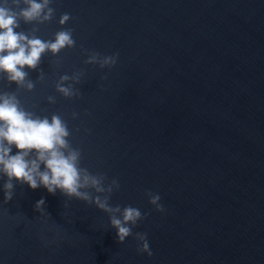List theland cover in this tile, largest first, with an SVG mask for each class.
I'll list each match as a JSON object with an SVG mask.
<instances>
[{
  "label": "water",
  "instance_id": "water-1",
  "mask_svg": "<svg viewBox=\"0 0 264 264\" xmlns=\"http://www.w3.org/2000/svg\"><path fill=\"white\" fill-rule=\"evenodd\" d=\"M51 6L54 18L36 35L72 29L75 47L25 68L33 91L0 76V92H16L38 116L60 115L80 166L118 180L110 204L149 215L121 244L94 205L26 184L5 203L0 178V264H264V0ZM64 13L72 18L61 26ZM91 51L118 53L117 64H85ZM76 71L81 96L66 99L55 84ZM148 191L166 212L155 211ZM41 198L51 219L35 210ZM136 232L147 233L151 257L137 252Z\"/></svg>",
  "mask_w": 264,
  "mask_h": 264
},
{
  "label": "clouds",
  "instance_id": "clouds-1",
  "mask_svg": "<svg viewBox=\"0 0 264 264\" xmlns=\"http://www.w3.org/2000/svg\"><path fill=\"white\" fill-rule=\"evenodd\" d=\"M52 4L53 0H0V76L6 78L9 85L14 83L17 90L31 92L35 88V82L25 68L37 70L46 54L56 57L61 51L75 47L72 29L56 32L52 40H42L36 35L39 25L54 18ZM71 18L69 13H64L59 24L63 26ZM21 22L34 25L30 33L16 31ZM86 54L85 64L98 65L101 69L113 68L119 56L118 53L102 56L96 51ZM82 76L80 71L61 76L55 84V91L66 99L79 98L81 93L75 85L80 84ZM43 80L41 70L37 81ZM47 102L55 104V97L48 96ZM78 115L73 112L72 118L77 119ZM70 135L67 122L60 115L53 114L51 119L38 116L22 106L16 92H0V178L6 177L2 186L4 202L13 199L16 184H26L32 190L43 187L52 195L60 191L69 200L74 198L88 206L94 205L107 214L110 227L116 230L117 240L123 244L133 236L138 222L147 219L149 214L131 205L123 209L120 205L112 206V194L120 188L118 180L108 181L105 173L93 174L81 167L82 153L71 146ZM13 146L17 149L15 155L11 154ZM145 195L156 212H166L158 193L148 191ZM44 205L45 200L41 198L35 210L51 219ZM134 239L138 253L153 255L147 233L136 232Z\"/></svg>",
  "mask_w": 264,
  "mask_h": 264
}]
</instances>
